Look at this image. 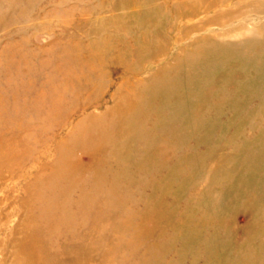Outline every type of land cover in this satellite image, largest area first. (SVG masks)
<instances>
[{
    "label": "rangeland",
    "instance_id": "1",
    "mask_svg": "<svg viewBox=\"0 0 264 264\" xmlns=\"http://www.w3.org/2000/svg\"><path fill=\"white\" fill-rule=\"evenodd\" d=\"M0 264H264V0H0Z\"/></svg>",
    "mask_w": 264,
    "mask_h": 264
}]
</instances>
